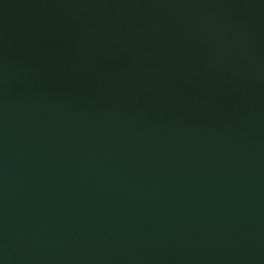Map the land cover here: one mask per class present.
Instances as JSON below:
<instances>
[{
	"label": "water",
	"instance_id": "1",
	"mask_svg": "<svg viewBox=\"0 0 264 264\" xmlns=\"http://www.w3.org/2000/svg\"><path fill=\"white\" fill-rule=\"evenodd\" d=\"M0 264H264V0H0Z\"/></svg>",
	"mask_w": 264,
	"mask_h": 264
}]
</instances>
